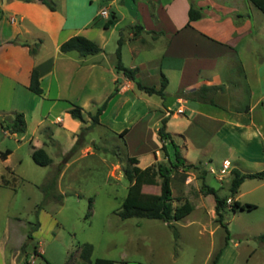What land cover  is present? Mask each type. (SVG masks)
<instances>
[{
	"label": "rangeland",
	"instance_id": "rangeland-1",
	"mask_svg": "<svg viewBox=\"0 0 264 264\" xmlns=\"http://www.w3.org/2000/svg\"><path fill=\"white\" fill-rule=\"evenodd\" d=\"M49 1L60 9L64 5L61 0ZM65 6L69 10L88 8L83 1L75 0L67 1ZM243 10L248 13L253 38L249 40L248 51L244 53L243 65L239 69L236 66L231 68L230 77L240 85H245L243 78L246 77L247 90L256 91L253 62L264 60V16L252 4ZM101 17L99 14L98 20H102ZM119 36L114 34L107 40V51L117 46ZM251 49L254 50L252 55ZM49 50L50 42L41 48V52ZM123 60L127 62V59ZM103 74L99 81L93 83L88 80L84 92L78 93L75 103H82L84 118L89 117L88 112H94L95 101L113 87L106 70ZM171 80L174 79L170 78L166 91L172 88ZM249 91H240L237 100L230 91L228 97L223 98L225 101L230 99L231 102L247 104L256 99V94L251 95ZM157 98L154 95L150 99L155 101ZM164 99L168 101L169 97ZM222 99L217 97L216 101ZM29 100L18 99L26 104L30 103ZM24 102L26 133L32 131V135H37L34 123L36 112ZM204 108L210 109L208 105H204ZM58 114L62 117L61 109ZM157 115L150 114L144 120L149 119L148 123L138 125L132 131L128 147L119 136V131L113 129L116 125L110 128L98 125L85 128L83 122H78L80 127L76 129L75 144L67 152L60 155L56 144L48 145L46 153L51 160L48 165L40 166L32 161L27 142L14 149L9 163L15 178L9 180L7 185L0 184V264H23L24 255L30 264H44L45 261L50 264H91L95 258L110 259L113 264H210L218 252L215 264H264V179L246 178L240 184L237 201L254 207L239 210L228 207L234 200L228 197L229 173L224 172L221 178L219 176L223 159H226L229 169L235 165L245 172L260 171L264 169V163L235 164L222 141L214 135L209 139H200L190 133L187 150L177 147L186 162L198 161L191 163L189 168H172L171 172L169 185L172 205L190 202L193 209L187 215L169 224L147 218L121 219L117 215L116 210L130 185L123 173L125 167L132 166L127 160L129 155L138 156L136 165L139 168L149 163H159L153 162V155L148 152L159 145L156 129L161 120ZM253 115L264 125V113L259 105ZM4 116L11 117L1 113L0 125ZM168 125L169 131L181 128ZM66 127V130H59L53 136L62 144L63 150L69 147L67 135L72 133L73 126L66 123ZM196 127L199 128L198 125ZM80 128H83L81 137ZM46 133L47 130L42 129L41 140L46 139ZM15 143L14 138L3 136L0 132L1 150L14 148ZM159 153L162 158L160 163L167 165L164 154ZM18 156L21 157L20 163L17 162ZM51 177H56L54 189L61 194L59 201L52 197L43 200L39 187ZM156 181V185L145 186L141 184L140 175H137L131 184L140 190L141 199L154 200L159 196V178ZM205 186L215 189L218 197L226 198L222 225L216 221L213 195L207 194ZM35 221H38L37 228ZM83 243L92 247L89 261L79 257ZM34 248L37 253H33Z\"/></svg>",
	"mask_w": 264,
	"mask_h": 264
},
{
	"label": "crops",
	"instance_id": "crops-1",
	"mask_svg": "<svg viewBox=\"0 0 264 264\" xmlns=\"http://www.w3.org/2000/svg\"><path fill=\"white\" fill-rule=\"evenodd\" d=\"M61 1L64 2L61 9L54 5V10H49L38 0H0V115L6 113L12 117L13 113H21L25 123L24 131L19 134L9 133L0 125L1 134L14 138L16 142L14 148L0 149V152L9 150L5 158H0L3 165L0 171L1 185H7L9 180L15 178L9 157L23 143H28L30 151L42 148L45 153L48 145L54 143L60 155L74 146L76 129L80 126L67 110L71 103L76 104L78 93L84 92L87 81H99L104 76V70L113 87L95 101L96 110L107 99L95 125L107 128L116 125L113 129L119 131L118 134L126 129L123 135H119L126 141V147L130 145L132 131L138 125L148 123L149 119L144 120L156 113L159 121L163 118L166 120L165 131L170 134L174 144L185 151L191 140L190 133L200 139L214 135L222 141L235 164L264 163V125L253 115L258 105L264 113V60L253 62L256 91L247 90L246 77L243 78L245 85L235 83L230 77L231 68L236 66L239 69L243 65L244 53L248 51L249 40L253 38L248 13L243 10L251 4L248 0H193L194 5L201 9L202 16L189 22L187 11L190 0H75L83 1L88 6L79 10H69L65 6L69 0ZM101 10L106 11V16L98 20ZM110 13L114 15L112 25L104 28L102 24ZM134 25L140 28L133 31ZM114 34L120 35L122 65L136 67V76L141 83L157 88L159 75L165 76L167 84L163 97L138 90L132 81L115 70L116 46L112 51H107L105 45ZM72 35L94 41L101 51L84 57L74 51L61 53L59 44ZM48 42L51 50L41 52ZM30 51L34 52L31 54ZM253 51H250L251 55ZM124 58L127 62H124ZM33 68L38 72L42 89L40 95L28 90ZM80 77H83L82 80ZM170 78L174 79L171 80L172 88L166 91ZM203 84L223 86L222 91L216 90L214 93L213 104L177 96L180 90L191 92ZM229 91L236 100L240 91H249L251 95L254 93L256 99L247 104L231 102L230 99L225 101ZM154 95L158 98L151 101ZM167 96L168 101L164 99ZM217 97H224L223 101H216ZM19 98L30 99V103L23 102L36 112L34 123L37 135H32V131L26 133V110ZM204 105L210 109H205ZM78 106L81 107L82 103ZM57 107L58 110H54ZM60 109L62 117L58 114ZM88 119L83 117V124L88 125ZM66 123L73 128L72 133L67 135L69 147L63 150L62 144L53 136L59 130H66ZM168 124L181 128L169 131ZM42 129L47 130L45 140L40 139ZM158 141L159 145L148 152L153 155V162L160 163L159 148L162 142L159 137ZM170 147L166 145L168 157L172 155ZM17 162H21V157H17ZM232 168L246 173V170L235 165L225 172L229 173ZM233 199L237 200V194Z\"/></svg>",
	"mask_w": 264,
	"mask_h": 264
},
{
	"label": "trees",
	"instance_id": "trees-1",
	"mask_svg": "<svg viewBox=\"0 0 264 264\" xmlns=\"http://www.w3.org/2000/svg\"><path fill=\"white\" fill-rule=\"evenodd\" d=\"M42 4H44L49 10H54V5L49 0H38ZM254 7H256L264 16V0H248ZM202 16L201 9L194 5V1L190 0L189 8L187 11V20L193 21L197 20ZM114 19L113 13H110L106 19L104 20L102 26L104 28H108L112 25ZM187 22V23H188ZM135 28H140L138 25H134L132 30L135 31ZM13 40L12 42H14ZM120 39L117 40V46L114 51L115 63L114 68L116 71H120L124 77L128 80L132 81L134 86L141 90L142 92L151 95L155 94L160 97H163L164 89L167 84V80L163 74L159 75V85L155 88L152 85H145L141 83V81L137 78L136 72L137 68H128L124 67L120 60ZM61 53H66L70 51L76 52L79 56L84 57L87 55H93L101 51V48L92 40L83 37L81 35H72L68 37L66 40L62 41L58 47ZM34 51H30L32 54ZM28 90L36 95H40L42 93V89L39 86L38 80V72L35 68H33L29 75V83ZM216 90L222 91V85H200L197 89L191 92H184L180 90L177 93L178 97H182L185 99L198 101L206 104H213V95ZM105 99L101 105H99L93 114L89 115V124L85 126V128L92 127L98 123V116L105 108L106 104ZM67 113L69 116L79 122H83L81 107L76 104L71 103ZM3 129L7 130L9 133L19 134L24 131L25 123L23 120V116L21 113H13L12 117L7 118L3 117L1 119ZM165 122L166 120L163 118L160 121V126L157 128V135L162 142L160 146V150L167 157L168 164L156 163L144 168H139L136 164L138 162L135 156H129L127 158L128 162L132 165L130 168L125 167L123 169V173L129 182V186L127 187L126 196L123 198L119 209L116 210L117 215L121 219L125 218H147V219H156L160 220L164 223L169 224L171 221L178 220L185 215H187L192 209L193 206L188 201H183L181 204L172 205V197L170 190V178L172 168H176L181 166V168H189L192 166L191 163L186 164L184 158L181 157L180 152L174 142L171 140V136L168 132L165 131ZM83 128H80L79 137L82 135ZM126 132V129H123L119 135H123ZM170 145L172 148V155L168 157V153L166 151V145ZM9 153V150L5 149L0 152V158H5V156ZM31 159L32 161L40 166H45L50 164L51 160L45 153L42 148H33L31 151ZM173 160H172V159ZM172 160V161H171ZM141 177V184L145 186H153L157 184L156 178H159V196L154 200H143L140 198V190L134 187L131 184L132 180L137 176ZM246 178H256L259 180L264 179V169L256 172H246L241 173L238 169L232 168L229 171V179H228V197H234V195L238 191L239 185ZM55 184L56 177H51L47 179L46 183L42 184L39 188L43 193V200L48 198H54L56 200L61 199V194L55 192ZM205 190L207 194L213 195L214 199V214L216 215V221L222 225V210L225 207V199L217 196L215 189L209 186H205ZM51 191V192H50ZM230 209H251L254 206L249 203H239L237 200H232L231 205H228ZM39 209V208H38ZM37 212V211H36ZM35 228L38 227V221H35ZM226 230V228H225ZM227 237V236H226ZM91 245L88 243H83L80 247L79 257L83 261H89V256L91 253ZM33 253H37L36 249H33ZM219 253H216L211 260L210 264H215L216 260L219 256ZM123 264H127L126 262H122ZM23 264H30L27 261V258L24 255ZM44 264H50L45 261ZM91 264H113V261L106 258H95Z\"/></svg>",
	"mask_w": 264,
	"mask_h": 264
},
{
	"label": "built area",
	"instance_id": "built-area-1",
	"mask_svg": "<svg viewBox=\"0 0 264 264\" xmlns=\"http://www.w3.org/2000/svg\"><path fill=\"white\" fill-rule=\"evenodd\" d=\"M99 14L101 15V16H106V11L105 10H101L100 12H99ZM228 169V165H227V162H226V160H223V162H222V164H221V169H220V178H221V176H223V174H224V172L226 171Z\"/></svg>",
	"mask_w": 264,
	"mask_h": 264
}]
</instances>
